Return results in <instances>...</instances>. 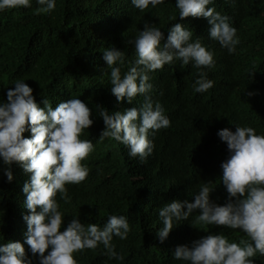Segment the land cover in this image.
<instances>
[{
  "label": "trees",
  "instance_id": "obj_1",
  "mask_svg": "<svg viewBox=\"0 0 264 264\" xmlns=\"http://www.w3.org/2000/svg\"><path fill=\"white\" fill-rule=\"evenodd\" d=\"M208 6L231 18L240 38L234 53L209 37L206 18L189 16L181 21L175 0L144 11L134 7L131 0H56L50 14H37L38 5L33 0L31 8L0 12V101L6 100L7 89L14 88L16 80H25L41 106L44 98L55 107L78 96L92 110L95 123L81 134V139H91L95 145L82 161L91 171L80 184L67 185L71 203H65L59 193L56 196L65 214V226L73 216L101 227L110 214L125 215L129 220L128 237L121 240L114 236L112 241L116 251L124 255L123 261L110 259L101 244L74 253L79 264H190L176 259L173 252L177 245L198 239L203 229L206 234L223 232L229 241L237 243L250 240L239 229L196 223L199 210L180 221L164 242L156 234L163 226L159 209L172 199L191 201L203 183L210 182L215 188L211 198L218 203L220 165L228 157L227 144L217 135L219 129L235 131V124H239L264 135V100L247 95L248 80L264 82V18L250 20L256 11L264 9V0H214V5ZM173 15L177 20L171 19ZM146 22L160 27L165 39L172 24L183 23L193 31V40L199 37L213 51L216 63L206 69L215 84L205 93L193 90L199 72L192 63L183 66L176 60L150 73L153 99L163 105L171 125L150 135L155 148L147 163H141L139 157L129 155L123 143L99 138L105 128L99 105L110 111L142 105L143 95L133 104L126 100L117 104L111 92L110 69L102 56L106 48L124 50L121 72H126L136 59L134 43L129 41ZM2 167L0 243L23 242L27 229L23 214L28 210L22 187L30 174L14 164V179L7 182ZM28 247L25 244L26 251ZM253 259L264 264L259 253ZM34 264L39 261L34 260Z\"/></svg>",
  "mask_w": 264,
  "mask_h": 264
},
{
  "label": "clouds",
  "instance_id": "obj_2",
  "mask_svg": "<svg viewBox=\"0 0 264 264\" xmlns=\"http://www.w3.org/2000/svg\"><path fill=\"white\" fill-rule=\"evenodd\" d=\"M164 2L131 0L141 11ZM32 3L33 0H0V12L31 8ZM36 4L37 14H50L56 0H36ZM175 4L181 21L189 16L206 18L209 37L229 53L236 51L240 43L237 29L228 15L208 6L214 5V0H175ZM250 17L251 21L262 20L264 9ZM171 19L177 20V16ZM192 37L193 31L181 22L171 25L166 39L160 27L146 22L134 40L129 41L134 43L136 59L123 74L121 66L126 52L116 47L104 50L102 59L110 69L111 92L117 104L125 100L133 104L138 95H143L144 101L140 107L124 111H110L99 105L105 124L101 140L114 138L129 148L132 158L139 157L141 163H147L155 148L150 135L171 125L163 105L153 99L150 73L179 60L183 66L192 63L199 72L194 92L205 93L214 87L215 81L206 71L215 66L214 53L199 37L195 40ZM248 83L247 95L264 100V82L248 80ZM14 85L7 89L6 100L0 101V165L7 182L14 179V164L30 174L22 187L24 207L28 210L23 214L27 229L23 242L0 243V264H34V260L39 264H79L74 253L96 249L101 244L110 259L123 261L124 255L116 251L112 241L114 236L121 240L128 237L131 228L127 216L110 214L102 227L98 223L85 224L79 216H73L65 226V214L56 199L59 193L65 203H71L67 185L80 184L91 171L82 161L94 151L95 145L91 139H81V134L95 123L92 110L78 96L55 107L44 98L41 106L25 80H16ZM26 132L30 136H25ZM217 135L228 149V157L220 165L218 203L211 198L215 188L205 182L191 201L172 199L159 209L163 226L156 234L164 242L180 221H186L199 210L196 223L239 229L250 240L237 243L229 241L223 232L206 234L203 229L198 239L175 247L176 259L190 264H256L253 257L257 253L264 257V135L257 134L251 126L239 124H235V131L223 127ZM25 244L29 246L27 251Z\"/></svg>",
  "mask_w": 264,
  "mask_h": 264
}]
</instances>
